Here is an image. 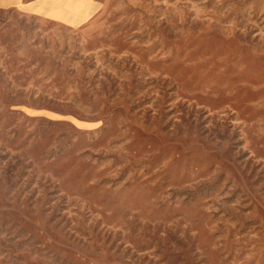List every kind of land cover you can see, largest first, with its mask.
<instances>
[{"label": "rangeland", "instance_id": "374dc122", "mask_svg": "<svg viewBox=\"0 0 264 264\" xmlns=\"http://www.w3.org/2000/svg\"><path fill=\"white\" fill-rule=\"evenodd\" d=\"M0 264H264V0H0Z\"/></svg>", "mask_w": 264, "mask_h": 264}]
</instances>
